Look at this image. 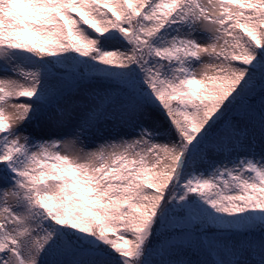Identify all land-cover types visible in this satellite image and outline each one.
<instances>
[{
	"label": "snow or ice",
	"instance_id": "obj_1",
	"mask_svg": "<svg viewBox=\"0 0 264 264\" xmlns=\"http://www.w3.org/2000/svg\"><path fill=\"white\" fill-rule=\"evenodd\" d=\"M0 73V264H264V0H0Z\"/></svg>",
	"mask_w": 264,
	"mask_h": 264
},
{
	"label": "rangeland",
	"instance_id": "obj_2",
	"mask_svg": "<svg viewBox=\"0 0 264 264\" xmlns=\"http://www.w3.org/2000/svg\"><path fill=\"white\" fill-rule=\"evenodd\" d=\"M0 75H2V73H0ZM161 122H162V123H165V122L163 121L162 116H161ZM27 131H28L29 133H32L34 136H37V137L40 136V133L34 132L32 126H28ZM95 142H96V141H90V142H89V147H92V146L94 145Z\"/></svg>",
	"mask_w": 264,
	"mask_h": 264
},
{
	"label": "trees",
	"instance_id": "obj_3",
	"mask_svg": "<svg viewBox=\"0 0 264 264\" xmlns=\"http://www.w3.org/2000/svg\"><path fill=\"white\" fill-rule=\"evenodd\" d=\"M110 46V45H109Z\"/></svg>",
	"mask_w": 264,
	"mask_h": 264
}]
</instances>
